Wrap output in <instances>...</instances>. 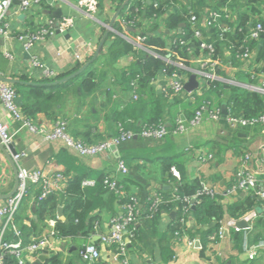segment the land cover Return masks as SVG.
<instances>
[{
  "label": "crops",
  "instance_id": "1",
  "mask_svg": "<svg viewBox=\"0 0 264 264\" xmlns=\"http://www.w3.org/2000/svg\"><path fill=\"white\" fill-rule=\"evenodd\" d=\"M18 1L19 3H15L12 0L5 21L10 33L7 36L0 35V75L12 78L20 74H26L35 79H44L46 76L43 67H49L56 72L67 69L72 63L56 57L57 50H63L67 47L77 49L82 44L90 46L92 52L85 61L87 62L94 55L102 39L100 37L105 28H103V23L109 25L117 12L113 0H101L104 11L100 10L96 16L94 15L95 17L79 6V0H41L40 4L34 5L27 11L19 9L20 0ZM145 1L147 4L154 2V0ZM182 4H186L188 9L193 8L192 4L185 0ZM205 4H209L208 0L204 2L203 6H200L201 16L199 18L200 24H198L200 27H196L201 30L202 38H206L205 32L207 33L208 30L213 31V28L211 29L206 24L211 14L209 7L205 8ZM240 4V0H234L230 7L228 6L224 10L231 22L236 23L237 14L246 10ZM65 18L72 20V26L62 32L60 30ZM218 18L219 20L222 18L221 13L218 14ZM192 21L195 22L196 19ZM32 22L44 25L51 22L55 34L54 36H47L44 40L36 41L34 47L28 51L26 49L28 38L22 34L24 31H29L31 27L29 24ZM229 28L228 31H230ZM230 33H234L233 29ZM108 36L101 53H107ZM231 43L228 42L221 54V59L217 62L219 64L218 72L217 70L215 72L212 66L209 72L214 71L215 79L226 86L234 85L238 87L240 92L245 89L259 91L264 94V91L260 89L261 81L264 80V72L263 76L260 77L259 84L253 83L248 75V72L253 69V66H250L251 62H242L236 56L233 58L234 47ZM101 53L91 64L92 67L95 65L96 68L95 74L98 86L89 94L88 102L91 103L94 98H97L98 102V98L108 97L106 94L109 92L104 88V84L100 86V83L109 79L111 85L117 87V90L122 93L125 99L122 107L120 109L113 108L111 114L101 118L102 121H97L98 117L82 116L85 109L84 102L81 103V111L77 110L76 115L68 117L65 115L71 121L68 124V130L70 129L69 125L75 123L76 127L74 129L77 138L85 141L91 139L96 143L109 140L113 129L120 125L115 119L117 117L116 112L128 106L132 93L128 88L127 79L120 77L119 71L136 61L133 56L120 59L113 66L114 75L106 77V74L100 75L98 73L99 66L103 62L108 63L107 56ZM253 54L255 55L254 51ZM35 57L39 61V66H35L33 63ZM166 60L169 59L166 58ZM208 61L207 55L203 54L194 57L190 65L183 64L181 66L183 68L181 75L186 87L185 91L175 95L169 94L167 89H169L168 85L172 87L171 82L164 75H160L159 78L152 80L150 84L143 88L144 98L153 101V105L157 106L160 112L168 115L170 119L173 118L176 126L180 121L188 124L202 100L203 102L212 101L213 107L211 109H218L226 115V111L230 108L226 106L223 97L225 98L227 93L224 92L225 94L219 96L207 85L208 77L205 72ZM258 66L264 67V63H260ZM33 83L26 85L46 84ZM72 86L75 87L76 95L83 96L80 95L84 92L81 91L78 81L72 82V85L67 89L72 88ZM71 95L74 96L72 93ZM207 98L210 101L205 100ZM71 102H77L76 96L73 97ZM90 108L91 114L96 115V110L93 109L94 106ZM128 116L136 117V113L131 111ZM9 122L15 131L12 145L17 152L22 153L21 164L23 166L31 170L42 169L50 176H54L58 172L64 175L61 190L54 192L59 193L53 195L54 199L48 204L52 211H47L43 221H39L33 190L24 197L17 214L20 224L28 227L31 241L42 237H48L53 241L54 252L52 254L59 255L61 264H86L81 252L89 244H95L101 251L100 260L93 264H264V248H253L258 241L264 240V227L255 226L256 220L249 223L244 219L245 217L236 220L229 214H226L221 221L219 241H210L205 251H202V226L196 223L191 215L187 219L183 218V223L186 228L193 230V234L184 231L173 233L169 227L171 217L168 215L161 218L158 230L147 229L144 237H136L128 231L125 234L127 244L125 261L127 263H124L116 252V248L103 243L101 238L103 234L109 233L113 219L119 218L124 213L121 195L115 190H105L98 187L97 184V186H90L85 189L87 197L90 198L93 204L88 216L86 231L65 239L55 237L53 232L58 219L62 221L67 219L66 205L61 200L62 193L60 191L64 190L68 177L78 174L83 175L85 178L94 179L96 182L98 179L105 177L115 179L123 192H131L132 195L138 198V202L140 201L138 207L142 209L144 203L148 202L150 195L164 194L163 192L167 193L169 190L174 189L175 178L173 180L172 176L164 171L163 164L168 162L171 164L172 173L177 179L184 177L186 180L192 181L198 178L201 180V185L205 183L208 187L217 191L218 194L222 193L224 203L232 202L234 194L228 192L229 187L232 182L235 183L237 171L244 165L242 156L247 152L250 154V160L245 162L247 168L256 173L262 182L264 181V150L261 148L264 144V123L254 126H238L241 133L239 135L240 139L237 140L239 141L238 147H235V144H230L228 138H226L227 132L224 131L222 124L206 118L199 128L195 130L192 128L187 133H173L172 136L160 140L146 138L143 145L147 148L135 141L128 140L126 143L124 142L127 145H125V151H122L124 155L122 158V155H119L120 150L118 147L115 148V150H118L117 152L108 149L95 156H81L76 151L67 148L61 140L46 142L41 135L20 128L19 123L10 120ZM35 123L43 124L48 129H52L55 124L54 119L48 118L43 113L37 114ZM166 124L172 126L170 122H166ZM245 127H251L252 129L249 131ZM71 132L73 133L72 129ZM138 137L136 135L134 139ZM156 147H160V150H157ZM148 149L151 151L149 152ZM199 149L212 151L214 153L213 158L205 164L200 163L198 159ZM119 159H122L129 167L128 172L125 174L118 169ZM0 176V192L8 193L13 188L15 178L13 169L1 149ZM195 195L189 199L192 206L196 205L197 199L200 197H195ZM240 195H243V193ZM59 207L62 209L61 214L58 211ZM53 214L54 217L56 215V218H53ZM242 220L248 223L247 228L237 226V223ZM140 225L138 223L137 226ZM235 227L243 230L244 234V242L240 249L234 245L231 238L232 229ZM235 230L237 229L235 228ZM189 239L194 240V245L189 244ZM197 241L200 242V245H197ZM251 248L256 252L253 258H250L248 252ZM45 254L48 258L52 255ZM39 255L34 258L28 257L27 261L36 262ZM45 261L39 262L44 264Z\"/></svg>",
  "mask_w": 264,
  "mask_h": 264
},
{
  "label": "trees",
  "instance_id": "2",
  "mask_svg": "<svg viewBox=\"0 0 264 264\" xmlns=\"http://www.w3.org/2000/svg\"><path fill=\"white\" fill-rule=\"evenodd\" d=\"M124 1L125 0H113L112 2H114L113 4L118 10L123 5ZM183 1L184 0H154V2L147 4L145 0H130L114 22L113 27L115 31H110L108 34L107 53L105 54L102 52L107 56V62L112 67L126 56H133L136 60L128 67L119 71V76L124 77L125 80L127 79V85L132 94L128 101V108L126 107L116 112L117 117L115 119L125 130L133 131L138 134L139 137L137 139L132 138L130 141H135L141 145L146 141V138L140 135L145 128L170 122L172 126H167L169 134L166 138H168L173 135V130L176 127V122H174L175 120L173 118L170 119L168 115L160 112L158 107L153 105V101L144 98L145 93L143 92V88L150 84L152 80L159 78L160 75H164L167 79H170L174 74L181 75L183 73V68L181 66H183V64L190 65L191 60L198 55L205 54L212 60L219 61L223 50L230 41L234 47L233 58L236 56L238 60H242L240 57L247 50L255 52L254 59L251 61L250 66H254V63H256L257 66L248 72L251 81L259 84L260 77L263 76L264 67L258 66V64L264 63V0H240L241 7H244L246 10L237 14L236 23L231 22L227 17V13L224 12L228 6L230 7L234 0H208L209 4H205V8L209 7L210 14L211 12L221 13L222 18H220V20L218 18L214 21L211 26L213 31L208 30L207 33L205 32L206 38H198L195 35L196 27H200L198 26L201 16L199 9L206 0H185L189 2V4H192V9H188L186 4L183 5ZM99 9L103 10L101 0H99ZM193 17L196 19L195 22L192 21ZM106 21L108 20L106 19ZM258 23H261L263 27L261 35L257 39L251 38V28L255 27ZM29 25H31L29 31L32 32L37 31L41 27V24H35L33 22ZM222 26L230 27V31L223 32L221 29ZM231 29L234 31L233 34L230 33ZM105 31L106 28L103 29L100 39L105 34ZM124 35L132 39H135L137 35H141L143 37L141 43L146 50L138 47V45L134 43V40L131 41L125 38ZM260 39L263 40L261 44L259 43ZM202 41L211 44L214 48L213 52L209 53L208 49L202 48ZM166 57H169V61L166 60ZM84 63L75 62L70 67L58 72L51 78L35 79L26 74H20L15 77L26 82L49 83L76 72ZM207 64L206 72H209L211 64ZM218 65L219 64H216L214 67L215 72L216 70L218 72ZM74 81L79 82L80 89L85 94L92 93L98 86L95 69L91 65L76 78L59 85H10L16 90V105L21 108V111L28 119L35 122L36 116L39 113H43L48 118L55 120L56 110L61 106L64 97L61 95V92L70 87ZM207 85L209 89L216 92L219 96L225 94L224 92L227 93L223 99L226 102V106L231 109V112H233L235 116L251 119L264 115L263 93L245 89L240 92L238 87L234 85L226 86L217 79L208 78ZM168 88L167 92L172 95V87L168 85ZM205 100H209V98ZM203 103L202 100L198 104V109ZM210 105L212 108V101H210ZM131 111L136 113V117L128 116V113H131ZM219 122L222 124L224 131L227 132L226 138H228L229 143H233L235 147H238L239 141L237 140L240 139V128H233L229 125L224 114L221 115ZM120 125H118L116 129H113L110 138L120 135ZM69 126L70 132L72 129L74 133L71 132L72 135L76 139H79L75 134L74 128L76 124L74 123ZM245 128L249 131L252 129L251 127ZM85 142L96 143L91 139ZM124 142L126 143V141H122L118 145L120 150L119 155H122V158L124 156L122 151H125V145H127ZM144 147L147 148V146ZM156 149L160 150V147H156ZM148 151L150 152L151 150L148 149ZM163 165L164 171L169 173L173 180L175 178L174 189L169 190L167 193L163 192L164 194L150 195L148 202L146 201L144 203L143 208H138L139 212L136 217V223L130 224L128 227V230L132 232L134 236L144 237L147 229L152 231H154V229L158 230L159 221L165 215L171 217V224L169 227L173 233L184 231L193 234V230L186 228L183 223V218L187 219V217L191 215L193 220L202 226V251H205L210 241H219L221 221L226 214L238 220L246 217L253 211H257L259 212V216L256 219L255 226L264 227V198L258 193V190L264 186L262 181H259L257 186L252 189L245 190L238 188L233 195V201L230 203H224L222 193L214 196L204 194L197 199L198 202L196 205L192 206L191 202L186 200V198H192L198 190L201 189V180L196 178L192 181H188L184 177L177 179L172 173L171 164L165 162ZM105 178L98 179L97 185L105 190H109L104 183ZM83 179H85V177L79 174L68 177L65 182L64 190L60 191V193H62L61 200L65 202L66 205L65 210L67 219L65 221L60 219L56 221L53 232L54 236L57 238L65 239L76 236L79 233H84L88 227L87 220L93 208V204L86 195V187L82 186ZM236 184L237 178L235 183L233 184L232 182L229 188L231 189L233 187L232 185ZM29 188L28 193L33 190L32 193H34V198L36 199L39 221H43L47 211H52V208L48 207V204L54 199L53 195L59 192L39 200L41 189L34 185L29 186ZM241 193H243V195H240ZM132 194L131 192H126L124 195H121L122 204L133 202L131 197L135 196ZM156 196H158L160 201L154 205L153 202ZM17 214L18 211L14 219L21 232L23 241L25 243L33 242L30 239L28 227L20 224ZM172 214L174 215L173 217ZM124 216L123 213L120 217L122 218ZM53 218H56V215L54 217L53 214ZM138 223L141 224L139 227L137 226ZM6 238L12 239L15 238V235L12 231H8ZM231 238L237 248H242L244 242L243 230H235V228H233ZM112 248H116L115 245H112ZM82 250H84V248ZM119 256L121 259L124 258L121 254H119ZM3 259L5 264H33L30 261L21 263L16 257L10 254H5ZM44 264H61V259L59 255L52 254Z\"/></svg>",
  "mask_w": 264,
  "mask_h": 264
},
{
  "label": "built area",
  "instance_id": "3",
  "mask_svg": "<svg viewBox=\"0 0 264 264\" xmlns=\"http://www.w3.org/2000/svg\"><path fill=\"white\" fill-rule=\"evenodd\" d=\"M12 0H0V35L7 36L9 31V27L6 24L7 14L9 12V8L11 6ZM41 0H20L19 9L21 11H27L32 8L34 5L40 4ZM79 6L87 11L92 16H96L99 13V0H79ZM94 16V17H95ZM218 19V13H211V17L207 20V26L211 27ZM192 20H195L194 17ZM50 21V20H49ZM105 25V26H104ZM72 26V20L70 18H65L62 22L61 30L64 32L67 28ZM106 30L110 29V31H115L114 27L110 28L108 24L103 23V28ZM222 31L227 32L228 27L222 26ZM230 29V28H229ZM263 30L262 24L258 23L255 27L251 28V38L257 39L261 35V31ZM55 29L51 22L47 24H41V27L35 31H24L22 35H25L28 38L26 49L31 50L36 41L44 40L47 36H54ZM195 35L198 38H202V32L200 29H196ZM127 39L131 41L134 40V43L143 49L142 45L143 37L141 35H137L135 39L129 38L127 35H124ZM201 47L204 49H208L209 53L213 52L214 48L211 44H207L202 41ZM92 52V48L90 46H85L82 44L77 49H72L67 47L63 50H57L56 57L57 59H65L69 63L75 62H85ZM169 59V57H166ZM208 63L211 64L212 69L217 64L218 60H212L208 55ZM242 61H248L249 63L253 61L254 54L252 50H247L244 52L241 57ZM64 61V60H63ZM169 61V60H167ZM35 66H39V61L35 57L33 60ZM257 66L254 63L253 68ZM44 75L46 77H54L58 72L49 67H43ZM214 70V69H213ZM206 76L210 79H215L216 75L214 71L205 72ZM173 94H178L185 91V84L182 81V76L174 74L170 79ZM262 85L260 89L264 91V80L261 81ZM16 98V90L14 87L8 83L0 82V142L3 143L6 147L13 146V139L15 136V131L12 129L11 122L19 123L20 128H25L32 133H36L43 137L44 141H53V140H61L65 143L66 147L76 151L81 156H95L101 152H104L108 149H111L112 145H115L117 148L118 145L122 141L131 140L134 138L136 133L133 131H127L124 129L122 125L119 126L120 135L117 137H112L109 140L101 141L98 143H88L81 139L74 138L68 130V122L66 120H59L56 122L52 129H48L47 126L43 124L35 123L34 121L28 119L21 108L18 107L15 103ZM210 102L205 101L199 109L196 110L194 117L188 122V124L183 123V121L178 122V125L173 130V133L182 134L188 131L191 128H195L203 123L206 118H210L216 122H219L221 115L220 110L211 109ZM226 120L232 127L238 126H254L259 123H264V115H261L257 118L246 119L244 117H237L231 112V109L226 111L225 115ZM169 134V129L167 124H159L157 126H151L145 128L140 135L144 138L149 139H163L166 138ZM262 150H264V144L261 146ZM118 151V150H114ZM21 155L22 153L17 152L13 158L16 161L19 167V176H20V185L18 191L11 197L4 201L0 200V264H5L4 255L10 254L16 257L19 262L24 263L27 261L28 257L34 258L38 254L48 253L49 255L54 252V243L48 237H42L33 242L25 243L23 238L21 237V232L15 222V215L18 211L22 200L28 194L29 186L34 185L41 189V193L39 195V200L49 197L55 191L61 190L64 182V175L60 172L56 173L54 176L48 175L42 169H28L21 164ZM214 156V153L209 150L199 149L198 159L200 163H207ZM244 165L241 169L237 171V184L234 185L228 192L230 194L236 193L237 189H252L257 186V183L260 180L259 176L250 171L247 168L245 162L250 160V154L247 152L244 156H242ZM118 169L123 173L128 172V167L122 159H119ZM178 175L177 172H175ZM1 178V176H0ZM105 185L111 189L115 190L120 195H124L125 192L122 191L120 185L115 179L105 178ZM97 184L96 180L85 178L82 181L83 187L95 186ZM264 184V181H263ZM259 195L264 198V186L258 190ZM204 194H210L212 196L218 195L217 191L208 187L205 183H202L201 189L198 190L195 197L202 196ZM133 202H129L123 204L124 207V217L114 218L111 224V228L108 234L102 235V242L107 245H115L116 252L124 256L123 262L125 261V256L127 252V244L125 241V234L129 231L128 227L130 224L136 223V217L138 216L139 207H138V199L137 197H131ZM186 200H189L186 198ZM160 199L156 196L155 201L153 202L156 205ZM264 210V207H263ZM259 216V212L253 211L249 213L244 219H246L249 223H253L257 217ZM234 224V223H233ZM250 226V224H249ZM239 230V227H235ZM8 231H12L15 235V238L8 239L6 238V234ZM189 244L194 245V240L189 239ZM253 248H264V240L258 241V243ZM250 258H253L256 254L255 250H249ZM82 257L86 261V264H93L100 260L101 251L95 244H89L82 250Z\"/></svg>",
  "mask_w": 264,
  "mask_h": 264
},
{
  "label": "rangeland",
  "instance_id": "4",
  "mask_svg": "<svg viewBox=\"0 0 264 264\" xmlns=\"http://www.w3.org/2000/svg\"><path fill=\"white\" fill-rule=\"evenodd\" d=\"M97 64H96V66H97ZM93 68L96 70L95 65L93 66ZM98 70H99L98 73L100 75L106 74V77L107 76L112 77L114 75V68L105 62H103L99 66ZM103 84H104V88L107 90V92H109L106 94V96H108V97L107 98H101V99L98 98V102H97V98H94L91 103L88 102V98H90L89 94L82 93L80 95H83V96L76 95L74 86H72V88H70V89H64L61 92V95L64 96L63 101L61 102V106L56 110V118L54 120V123L58 122L59 120L64 119L68 122V124H70V122H71L70 119L68 120L65 115H67V117L71 116V115L72 116L76 115L77 110L81 111V103H83V102H84V108L85 109L83 110L84 112L82 113V116L83 117L93 116L95 118L98 117L97 121H102L101 120L102 117H107L109 114H111L113 108L120 109L124 103V100H125L123 98L122 93L117 90V87L111 85V81L109 79L105 80V82L100 83V86H102ZM71 93L74 94V96H76L77 102H75V103L71 102V100L74 97L73 95H71ZM65 99H67V100H65ZM91 106H94L93 109L96 110V115L95 114L92 115L91 111H89V110H91V108H90ZM201 125L193 128V130L199 128ZM188 131H186L184 133H187ZM101 153H103V152H101ZM101 153H99V154H101Z\"/></svg>",
  "mask_w": 264,
  "mask_h": 264
},
{
  "label": "water",
  "instance_id": "5",
  "mask_svg": "<svg viewBox=\"0 0 264 264\" xmlns=\"http://www.w3.org/2000/svg\"><path fill=\"white\" fill-rule=\"evenodd\" d=\"M129 1L130 0H125L123 5L121 6V8L117 10V12L115 13V16L113 17V19L109 23L110 28L113 27L115 20L117 19V17L119 16V14L123 10V8L129 3ZM14 2L19 3L18 0H14ZM109 33H110V29H108L106 31L105 35L102 37V39H101L98 47L96 48V51H95L94 55L92 56V58L90 60H88L87 62H85L76 72H74V73H72V74H70V75H68L62 79L46 83L45 85L51 86V85L63 84L65 82L71 80L72 78L77 77L84 70H86L97 59L98 55L101 53L103 46L106 42V38H107ZM262 42H263V40L260 39L259 43L261 44ZM0 82H4V83H8V84H34L33 82H26V81H23V80H20L17 78L5 77V76H1V75H0ZM115 148H116L115 145L111 146L112 150H115ZM0 149H1V151H3L5 153L8 161H9V163L13 169L14 178H15L14 179V185H13V188L11 189V191H9L8 193H1L0 192V200H6L8 198H11L19 189V185H20L19 167L13 158V156L17 153L14 146H10L8 148L3 143L0 142ZM58 211L61 214V211H62L61 207H59ZM237 226H239L240 228H247L248 223L246 221L242 220V221H239L237 223ZM197 245H200L199 241H197ZM46 259H48V256L46 254H40L38 257V261L34 262L33 264H40L39 261H45Z\"/></svg>",
  "mask_w": 264,
  "mask_h": 264
}]
</instances>
